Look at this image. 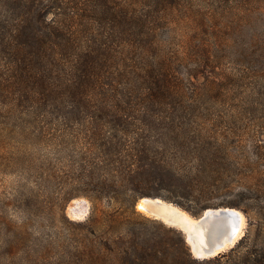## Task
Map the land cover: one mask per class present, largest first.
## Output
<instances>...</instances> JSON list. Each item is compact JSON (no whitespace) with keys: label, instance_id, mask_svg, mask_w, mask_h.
Here are the masks:
<instances>
[{"label":"trees","instance_id":"1","mask_svg":"<svg viewBox=\"0 0 264 264\" xmlns=\"http://www.w3.org/2000/svg\"><path fill=\"white\" fill-rule=\"evenodd\" d=\"M175 4L0 0V88L12 97L0 137L54 145L71 198L91 203L59 264H264V233L245 251L200 259L180 229L137 210L139 199L154 197L194 216L220 205L249 214L237 199L214 202L232 192L220 185L224 151L188 98L209 49L164 37ZM206 87L216 89L215 76ZM256 212L264 215V205Z\"/></svg>","mask_w":264,"mask_h":264},{"label":"rangeland","instance_id":"2","mask_svg":"<svg viewBox=\"0 0 264 264\" xmlns=\"http://www.w3.org/2000/svg\"><path fill=\"white\" fill-rule=\"evenodd\" d=\"M172 21L165 38L173 36L176 45L186 38L209 49L195 94L188 98L202 110L201 124L217 133L224 151L220 185L232 192L223 190L214 202L237 199L249 212L231 207L245 219L233 247L245 251L264 233V215L256 212L264 205V55L259 54L264 53V0H176ZM196 63H188L183 75ZM210 74L217 79L212 91L206 87ZM11 107V91L0 88V127L10 126ZM5 134L0 137V264H59L64 246L80 237L76 223L88 220L91 203L71 198L74 190L63 183L62 154L54 145L39 141L30 147ZM141 199L137 210L153 217L138 208ZM219 207L226 206L213 209Z\"/></svg>","mask_w":264,"mask_h":264},{"label":"water","instance_id":"3","mask_svg":"<svg viewBox=\"0 0 264 264\" xmlns=\"http://www.w3.org/2000/svg\"><path fill=\"white\" fill-rule=\"evenodd\" d=\"M142 199H146V203L148 204V207L150 209V215L153 216L156 219L162 220L165 223L172 224L171 226H178L179 229L184 233L185 238L192 250V252L195 254L197 258L200 259H207L211 257H215L218 254L226 251V249L232 248L235 242L234 236L236 234V224L233 221V218L230 217L226 211L232 210L233 208L231 207H223V208H217V209H208L205 211L200 217H193L195 220V223L191 226L187 223H182L178 220H174L170 218V216L161 214L153 204L149 201V199H155L151 197H144ZM218 214V217L224 221L227 222L228 227L227 232L223 234L220 238H215L213 241L209 242V245L204 247L205 250H201L199 245H197L193 240H192V234L194 228H201L206 224V222H212L214 218L216 217L214 214ZM230 221V222H229ZM223 248V249H222ZM222 249V250H220ZM197 253H196V252Z\"/></svg>","mask_w":264,"mask_h":264},{"label":"bare ground","instance_id":"4","mask_svg":"<svg viewBox=\"0 0 264 264\" xmlns=\"http://www.w3.org/2000/svg\"><path fill=\"white\" fill-rule=\"evenodd\" d=\"M151 204L155 206V208L164 215L170 216V218L174 220H178L182 223H187L189 225H193L195 223L194 218H192L187 212L180 209L179 207L173 205V203L166 202L160 198L149 199ZM138 208L142 211L151 214L148 204L146 203V199H141L138 203ZM226 213L233 218V221L236 224V234L234 236L233 242L237 241V238L242 234L243 225H244V217L243 214L233 208L232 210L226 211ZM218 214H214L216 217L212 222H206L204 226L201 228H194L192 234V240L200 247L201 250H205L204 247L209 245V242L213 241L215 238H220L223 234L227 232L228 223L222 221ZM230 222V221H229ZM223 249V248H222ZM220 249V250H222ZM196 252V251H195ZM197 253V252H196Z\"/></svg>","mask_w":264,"mask_h":264}]
</instances>
